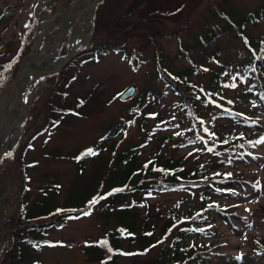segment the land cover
<instances>
[{"label": "rangeland", "instance_id": "rangeland-1", "mask_svg": "<svg viewBox=\"0 0 264 264\" xmlns=\"http://www.w3.org/2000/svg\"><path fill=\"white\" fill-rule=\"evenodd\" d=\"M74 3L75 0H0V71H4L7 63L18 55L19 48L26 40L33 42L30 52L35 53L38 26L51 22L60 12L68 11ZM262 5L264 0H142L141 5L123 19L120 27L97 32L94 27L95 16L92 23L95 37L92 47L95 46L96 50L109 44L124 46L128 54L112 52L95 62H91L94 53L78 56L60 74H55L57 76L37 78L30 90V116L19 144L6 156L4 167L19 159L30 136L46 124L48 112L67 108L77 114L59 127L58 133L44 131L29 145L23 157L27 163L25 170L30 198L45 196L48 189L55 194L57 201L62 202L74 188L81 189V185L95 186L104 181L108 174L114 181L118 169L117 155L141 144L147 138V133L159 126L163 129L157 131L158 139L141 152L140 160L147 162L155 157L163 161L170 157H174V160L183 159L185 167L194 172L202 166L208 174L231 172L262 190L257 196L254 187L246 186L249 188L247 192L237 188L241 198L217 194L213 199L204 200L200 197V191H182L163 193L150 199L153 215L158 218L156 237L164 232L173 209H181V218L173 226L172 234L149 256L123 257L119 264H145L148 260L168 254L169 247L178 236L177 232L184 228L182 224L186 222L185 219H188V223L193 220V223L200 225V211L209 212V206L217 205V202L231 206L229 216H222L219 211L210 213L208 221H214L213 227L204 228L201 236L196 233L190 235L186 242L191 244L195 240L194 249L208 256L206 264H264V112L250 102H239L246 89L245 83H232L234 79L228 81L226 75L223 78L216 77L227 65L229 70H238L244 60L250 59L248 45L237 34L233 18L236 27L241 29L243 18ZM141 20L142 23L151 24L136 27ZM157 28L162 32L167 29V33L153 35ZM243 29L248 41L257 44L258 54L262 56L264 21ZM59 33L60 25L43 32L37 51L55 55L47 49L54 44ZM217 33L219 37H213ZM210 37L215 41L209 44L206 51L197 48L199 52H205L199 55L204 65L189 62L194 58V52L190 50ZM68 48L69 40L56 54L58 58L50 62V68L55 69L65 61L69 54ZM181 49L186 51L183 57L178 54ZM133 60L139 64L138 67L131 64ZM158 61L170 70L172 78L191 70L192 73L185 74L184 78L198 91L195 107L202 113L200 118L187 106V101L193 100L192 96L180 95V100L173 87L167 88L164 83L157 81L155 64ZM133 85L139 91L144 88L156 90L161 96L156 98L158 104H151L150 117L146 118L147 126L144 129L132 124L122 137L108 143L102 160H98L92 154L98 148L103 133L131 112L133 102H122L119 96L124 89ZM9 87L4 90V82L0 80V100ZM81 103L85 104L84 108H79ZM235 105L243 114L255 120V129L248 130L238 124H228L223 114ZM191 129L199 133L205 146L178 147L176 141L170 140L169 135L173 133L179 134L181 138L185 133L190 138ZM215 133L221 136V150L210 146ZM233 134L240 143L256 142L261 138V147L254 151L256 157L250 162L237 164L233 161L234 165H231L229 158H233L235 153L227 149V142L228 136L232 137ZM86 155L89 156L85 162L86 176L81 179L77 163ZM18 174L21 176L20 171ZM10 179L5 196L9 197V193L13 192V203L5 205L0 199V235L17 208L21 181L12 175ZM138 210L140 212L135 214L144 219L142 207ZM116 211H120V206L111 211L112 222L109 224L103 214L108 211L102 205H97L85 216L58 229L44 232L43 236H38L39 241L45 240L44 247L31 251L32 255L36 256L39 264H106L102 259L104 256L97 251L95 254L93 250L115 226ZM131 218L137 220L134 216ZM130 241L122 242L125 252L138 250L130 248ZM9 243L7 240L1 242L0 239V264H11L13 261L15 252L10 250L14 241ZM89 250L93 252L92 255H89ZM96 255H100V259Z\"/></svg>", "mask_w": 264, "mask_h": 264}, {"label": "trees", "instance_id": "trees-1", "mask_svg": "<svg viewBox=\"0 0 264 264\" xmlns=\"http://www.w3.org/2000/svg\"><path fill=\"white\" fill-rule=\"evenodd\" d=\"M141 3L142 0H103L97 8L94 25L95 31L104 29L107 31V29L112 27L114 29L120 27L123 19L128 17L132 11H135ZM142 21L136 27H141L140 25L143 24H151L149 22L142 23ZM262 21H264V5L260 6L255 12L247 14L242 20L244 24L242 27L248 28V26L258 25ZM233 23L237 34L248 45L250 59L244 60L243 66L238 70H229L227 65V67L222 69L221 74H217L216 77L223 78L226 75V80L230 81L234 79L232 83L237 81L245 83L246 89L239 102H250L259 111L264 112V54L259 56L257 44L248 41L246 34L243 32L244 29L236 27L234 18ZM130 25L133 24L131 23ZM162 28L164 29V25ZM230 30L229 28L228 31ZM166 33L167 29L162 32L157 28V31L153 35H164ZM218 35L219 33L213 37L217 38L219 37ZM213 41L215 40L210 37L193 47L190 51L194 52V58L192 57L189 62L201 66L204 65V60L199 55L205 54V52H199L197 48L206 51V48ZM32 44L31 40H26L19 48L18 55L7 63L4 71H0V80L4 82V90L13 83L23 58L30 53ZM94 48L95 46L80 56L94 53L91 62H95L112 52L128 54V49L124 46L109 44L100 49L95 50ZM178 54L183 57L186 55V51L181 49ZM206 54L207 56L210 55L209 53ZM136 60L138 63H141L138 59ZM136 60L131 62L134 67L139 66L138 63L136 64ZM155 69L157 81L164 83L167 88L173 87L177 91V97L180 100V95L182 97L192 96L193 100L187 101V106L189 105V110L192 108L195 116L200 118L202 113L197 111L195 107L198 91L184 78L185 74L192 73L191 70H187L182 76L172 78L170 70L167 67H163L160 61L155 64ZM49 77L52 78L53 76ZM157 97L161 96L156 90L144 88L142 91H139L136 97L132 101H129L133 102L131 112L122 120H118V123L112 124L103 133L98 148L92 154L94 158L102 160L103 154L108 149V143L122 137L132 124L139 125L141 130L144 129L147 126L146 118L150 117L151 104L156 101ZM155 103L158 104V102ZM84 107L85 104H79V108ZM48 114L46 124L30 136L29 141L23 146L22 155H20L19 159H15L13 163L4 167L5 158L0 164V199L3 204L10 205L13 203V192L9 193V197L5 196L9 182H11L10 176H17L21 181L19 192L17 193L16 212L4 226L3 233L0 235L1 242L7 240L11 244V241H14V246L10 250V252H15L11 264H39L40 262L36 261V256L32 255L31 251L35 252L42 249L46 242L45 240L39 241L38 236H43L44 232L58 229L70 221L85 216L88 211L97 205H102L108 211L107 214L105 212L103 214L109 224L112 222L111 211L120 206V211H116L117 214H114L116 219L115 226L108 231L107 236L101 242L96 244V250H93L95 254L99 252L101 256H104L102 259L106 264H119L120 259L123 257L137 258L149 256L153 250L159 247L172 234L174 230L173 226L181 218V209H173L164 226V232L160 237H156L155 225H158V218L153 215L150 199L157 198L163 193L182 191H200V197L204 200L208 198L213 199L217 194L241 198L242 196L238 189L247 192L250 187L255 188L257 196L261 193L262 188L254 186L253 183L244 182V177L240 175L235 176L231 172L224 174L218 173L222 171H217L216 173L208 174V171H204V166L194 172L185 167L183 159L174 160V157L167 158L164 161L157 157L149 159L147 162L140 160L142 156L141 152L153 145L154 141L158 139L157 131L163 129L155 126L154 129L152 128L147 133V138L141 144L132 146L117 155L116 164L118 165V169L115 171L114 181L110 179V175L108 174L104 181L98 182L95 186L81 185V189L74 188L62 202L57 201L55 194L48 189L45 196L39 195L35 199H31L25 170L27 163H25V159L23 158L29 145L43 134L44 131L52 134L58 133L59 127L77 115L67 108H64V110H51ZM223 115L226 117L228 124H238L243 128H248V130L255 129L256 127L255 120L250 115L243 114L237 105L231 107ZM139 118L141 120L137 121ZM218 134H213L210 141L212 145L210 146L221 150V136ZM190 135V138L185 133L183 138L177 133L170 134L169 136L171 137L170 140L176 141L178 147H182L183 145L205 146L196 130L191 129ZM260 147L261 138L256 140V142L240 143L235 134L232 137L228 136L227 149L235 153L233 158H229L231 165H234L233 161L237 164L239 162H250L251 159L256 157L254 151ZM88 158V155L83 156L77 163L78 175L81 179H84L86 176L85 162ZM19 171L21 176L18 174ZM139 196H141L140 199H138ZM139 207H142L144 219L135 214L140 212L138 210ZM209 207V212L200 211L201 216L199 219H202L200 225L193 223V220L188 223V219H185L186 222L182 224L184 228L182 227L183 229L177 232L178 236L169 247L168 254L160 256L161 258L158 257L159 259L148 260L145 264H202V262L206 264L208 259L207 254L205 252H202V254L197 252L194 249L195 240L191 244H188L186 238L194 235V233L201 236L203 231H205L203 230L204 228L213 227L212 223L214 221H208L210 213L219 211L222 216H229V213H231V206H226L222 202H217V205L214 204ZM131 216L136 217L137 220H133ZM124 240H131L129 244L130 248H137L138 250L125 252L122 247ZM31 242L35 245H32ZM90 250L88 253L92 255L93 252H90ZM262 254H264V251ZM101 256L96 255L95 257L100 259ZM96 260L93 259L92 261Z\"/></svg>", "mask_w": 264, "mask_h": 264}, {"label": "bare ground", "instance_id": "bare-ground-1", "mask_svg": "<svg viewBox=\"0 0 264 264\" xmlns=\"http://www.w3.org/2000/svg\"><path fill=\"white\" fill-rule=\"evenodd\" d=\"M91 0H75L73 6L66 12H60L51 22L41 23L38 26L36 32V44L33 53L38 56L35 59L27 60L25 63V67L22 69L19 81L24 88H27L29 85V79L31 73H37L42 69H52L51 63L53 60V56H55L60 50L61 46L69 40V48L73 53L74 51H80L85 49L87 43L93 37V29H92V19L93 12L89 10L79 17H77L73 22V16L78 11L90 4ZM57 25H60V33L55 37L54 44L48 48L47 50L50 53H56L55 55H49L48 53H40L37 49L40 47V36L43 32L47 31L48 28H53ZM71 34L69 35V33ZM44 60L41 59V57ZM52 59V60H50ZM57 64V63H55ZM36 77L33 81V85L36 81ZM33 88V87H31ZM23 108L19 106V103L16 98V89L14 87H10L7 89L0 100V151L6 145L7 142V129L13 125L18 118L22 115ZM23 129H18L14 132V135L10 138V147L11 150L18 143Z\"/></svg>", "mask_w": 264, "mask_h": 264}, {"label": "water", "instance_id": "water-1", "mask_svg": "<svg viewBox=\"0 0 264 264\" xmlns=\"http://www.w3.org/2000/svg\"><path fill=\"white\" fill-rule=\"evenodd\" d=\"M103 0H91L90 4L81 9V10H78L74 16H73V22L74 20L79 17L81 14L89 11V10H92L93 12V19L96 15V10L99 6V4L102 2ZM93 19H92V23H93ZM93 28V27H92ZM94 34V32H93ZM93 40H94V36L92 37V39L87 43V46L85 49H82L80 51H74L73 53L70 51V48L68 49L69 50V54L65 57V61L57 66V68L55 69H42L40 71H38L37 73H31L30 76L28 77L29 79V85L27 88H24V86L21 85L20 81H19V77H20V74H21V71L22 69L25 67V63L27 60H30V59H34V58H37L38 56L34 55L32 52H30L24 59L23 61L21 62L20 66H19V69H18V72L15 76V79L13 81V83L10 85V87H14L16 89V98H17V101L19 103V106L21 108H23V112H22V115L18 118V120L13 124L11 125L7 131H6V135H7V142H6V145L3 147V149L0 151V164L2 162V160L5 158V156L7 154H9V152H11V147H10V138L12 135H14V132L18 129H23L29 116H30V102H31V93H30V90H31V87L33 85V81L36 77H40V76H48V75H52V74H59L61 72V70L68 64L70 63L74 58H76L77 56L81 55L83 52L85 51H88L91 47V44L93 43ZM41 57V56H40ZM41 58H45V57H41ZM57 55L53 56V60L54 59H57ZM52 60V59H50ZM9 87V88H10ZM137 91H138V88L136 86H129L128 88H126L120 95V100L122 102H126V101H129V100H132L136 97L137 95Z\"/></svg>", "mask_w": 264, "mask_h": 264}, {"label": "snow or ice", "instance_id": "snow-or-ice-1", "mask_svg": "<svg viewBox=\"0 0 264 264\" xmlns=\"http://www.w3.org/2000/svg\"><path fill=\"white\" fill-rule=\"evenodd\" d=\"M89 151H91V150H89ZM93 203H95V201H93Z\"/></svg>", "mask_w": 264, "mask_h": 264}]
</instances>
